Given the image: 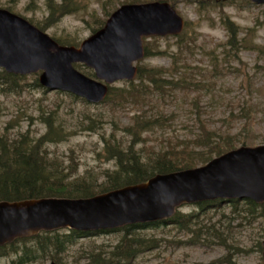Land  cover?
I'll return each instance as SVG.
<instances>
[{"label": "rangeland", "instance_id": "1", "mask_svg": "<svg viewBox=\"0 0 264 264\" xmlns=\"http://www.w3.org/2000/svg\"><path fill=\"white\" fill-rule=\"evenodd\" d=\"M48 1L57 4L60 0H0V7L28 18L34 25L47 21L50 14ZM153 2L143 0L141 3ZM80 7L64 15L46 30L52 37L70 45L80 44L92 34L96 19L107 21L104 10L112 13L125 0H79ZM139 2V4H141ZM186 22L185 34L181 39L166 35L150 43V55L137 63L139 67L162 68L165 76L181 81L167 97L153 96V101L143 107L147 115L159 112L166 117L174 116L170 127H158L144 134L146 144L155 151L165 149L177 140L193 139L198 133V120L204 119L211 130L248 137L247 146L264 145V5H254L248 0H235L225 6V13L239 26V40L242 48L237 52L226 46L229 32L220 21L218 8L206 12L197 9L196 4L179 2L175 5ZM39 26V25H38ZM40 27V26H39ZM245 39V40H242ZM73 40V41H72ZM145 47L148 48L147 45ZM76 68L82 72L93 69L81 63ZM95 74V73H94ZM21 86L12 88L0 83V136L15 137L21 132H30L39 138L47 131L45 117H54L62 127L64 140L48 144L51 157L65 160L64 166L72 170L73 178L87 176L95 186L105 183L106 171L117 168L116 159L106 152L104 139L115 136L128 143L132 138L121 127L134 124V114L143 112L140 108L115 107L111 102L92 104L68 92L49 90L36 86L37 74H27ZM139 84V80H135ZM189 85V88L186 86ZM4 87L8 90L2 91ZM113 87H129L126 80L114 83ZM199 97V98H198ZM253 106L254 123L251 131L245 128L246 117L243 107ZM139 109V110H138ZM169 126V125H168ZM118 128V129H117ZM241 145L238 143L237 147ZM235 147V148H237ZM226 212L230 207L222 204ZM183 213L200 211L196 204H185ZM210 209L209 218L214 223L220 215ZM211 217V218H210ZM229 223L233 229L228 244L204 232L202 239L194 233L177 227H153L132 233L129 239L152 241L151 249H144L134 258L132 264H264V220L249 222V219H234L217 224L220 234ZM210 224V223H209ZM198 228V227H197ZM195 229V228H194ZM69 228L59 229V237L69 239ZM84 235V234H80ZM123 230L115 229L87 236H73L74 242L66 243L65 251L59 253L57 264H116L108 263V253L114 250ZM261 243V247H260ZM36 241L17 243L0 250V264L18 263L25 256L23 264H51L50 254L55 253L50 245L46 252H38L35 259ZM28 251V252H27ZM225 259L229 261L225 262ZM118 264V263H117ZM123 264V263H122Z\"/></svg>", "mask_w": 264, "mask_h": 264}, {"label": "water", "instance_id": "2", "mask_svg": "<svg viewBox=\"0 0 264 264\" xmlns=\"http://www.w3.org/2000/svg\"><path fill=\"white\" fill-rule=\"evenodd\" d=\"M184 27L183 17L167 1L129 3L79 47L66 46L25 17L0 7V67L13 74L40 72V83L48 89L98 104L112 83L136 77V63L146 54L145 36H178ZM77 62L92 68L96 78L80 72ZM220 198L264 203V145H241L206 165L160 173L146 183L89 198L0 201V246L45 230L104 231L150 223L172 217L185 203Z\"/></svg>", "mask_w": 264, "mask_h": 264}, {"label": "trees", "instance_id": "3", "mask_svg": "<svg viewBox=\"0 0 264 264\" xmlns=\"http://www.w3.org/2000/svg\"><path fill=\"white\" fill-rule=\"evenodd\" d=\"M126 3H141L143 0H125ZM153 1V0H151ZM164 1V0H159ZM172 5H176L183 1L186 3L196 4L198 10L210 11L212 8H218L221 13L220 21L229 32V37L226 46H230L232 50L239 51L242 48V41L239 40V26L225 13V6L231 5L235 0H165ZM249 2V1H248ZM50 7V14L46 22H38L40 28L46 30L50 24L56 23L64 15L71 14L80 7L79 0H60L57 4L54 1H48ZM105 17H109L111 13L104 10ZM105 24L104 20L96 19L95 26L92 32L101 29ZM37 25V26H38ZM38 26V27H39ZM186 36L185 32L178 35L181 39ZM157 36L151 37L155 38ZM146 40V37H145ZM245 40V39H242ZM59 41V40H58ZM73 41V40H72ZM60 43L67 44L64 41ZM73 41L70 45L75 44ZM69 45V44H67ZM78 45V44H75ZM148 46L146 56L150 55V43L145 42ZM264 53V49L261 50ZM139 74L135 80H139V84L135 80L129 83V87L115 88L110 87L109 97L104 101L111 102L115 107L140 108L143 112L135 113L134 124L125 125L121 127L126 131V135H131L132 138L128 143L118 140L115 136L104 139L106 152L110 158L116 159L117 168L113 171H106L104 176L107 178L105 183L95 186L90 182L87 176L73 178L72 170H68V165L64 166L65 160L60 161L59 158L51 157L52 152L48 151V144L64 140L62 136V127L58 125L54 117H45L44 122L47 124V131L39 138H35L30 132H21L18 136L9 137V135L0 136V201H20L48 198H75L81 197L89 198L91 196L99 195L105 192H111L115 189L124 188L128 185H137L146 183L150 178L160 173H172L173 171H181L183 169L195 168L199 165H205L209 160L218 157L223 153L229 152L237 147L238 143L247 145L248 137L243 134H233L231 130L227 133H221L216 130H211L204 119L198 120L199 132L194 135L193 139L177 140L175 143H170L165 149L155 151L153 147L141 146L138 144H146L144 134L150 130L155 131L156 128L170 127V121L174 120V116L166 117L159 112L157 116L147 115L143 110L145 105L153 101L152 97L160 94L167 97L171 91L181 86V81H175L170 77L165 76L162 68L139 67ZM84 73L94 76L91 70L86 69ZM28 76L13 75L0 69V83L5 86H21L22 81ZM36 86H39L38 79H35ZM1 86V85H0ZM189 88V85L186 86ZM2 91L8 92L4 87ZM199 98V97H198ZM103 102V103H104ZM253 106L243 107V113L246 117L245 128L251 131L254 123ZM169 125V126H168ZM118 129V128H117ZM42 168L47 169V176L41 175ZM226 203L231 209L230 212L224 210L222 204ZM200 211L185 212L178 210L173 217L163 219L162 221L130 224L125 227L117 228L125 232L114 250L109 252L108 258L105 260L110 263L118 264H132L144 249H151L154 247L152 241L138 239L135 243L134 239H129L136 231L143 229H151L153 227L172 228L177 227L181 231L194 233L195 237L202 239L204 232L207 235L214 236L216 239L222 241L225 245L230 239V234L223 237V232H228L233 229L232 223H229L223 228L222 233L216 229L217 224L224 223V221H231L237 218L242 220L249 219V222H256L258 219L264 220V204L253 202L248 198H235L231 200H215L208 202H197ZM195 204V205H196ZM210 209L215 215H220L218 221L214 223L212 220H205L202 218H209L208 212ZM211 218V217H210ZM210 223V224H209ZM198 227V228H197ZM195 228V229H194ZM113 230H106L104 232H112ZM102 231L91 233L77 232L71 230L68 235L69 239L59 237L57 231H43L33 234L30 237L16 239L14 242L5 246H0V250L16 245L17 243H27L30 241L37 242V248L34 253L28 252L35 259L38 252H46V247L50 245L53 247L55 253L50 254L54 261L58 260L59 253L65 251L66 243L74 242L73 236L76 240L80 234L92 235L95 233H104ZM261 247V243H260ZM25 256L20 262L13 264H23ZM229 261L225 259V262ZM230 262V261H229ZM99 264V263H97Z\"/></svg>", "mask_w": 264, "mask_h": 264}, {"label": "bare ground", "instance_id": "4", "mask_svg": "<svg viewBox=\"0 0 264 264\" xmlns=\"http://www.w3.org/2000/svg\"><path fill=\"white\" fill-rule=\"evenodd\" d=\"M43 174H45V176H47V174H48L47 169L42 168L41 175L43 176Z\"/></svg>", "mask_w": 264, "mask_h": 264}]
</instances>
